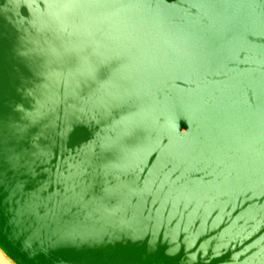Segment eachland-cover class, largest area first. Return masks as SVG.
Wrapping results in <instances>:
<instances>
[{"label": "water", "instance_id": "1", "mask_svg": "<svg viewBox=\"0 0 264 264\" xmlns=\"http://www.w3.org/2000/svg\"><path fill=\"white\" fill-rule=\"evenodd\" d=\"M0 246L264 264V0H0Z\"/></svg>", "mask_w": 264, "mask_h": 264}, {"label": "clouds", "instance_id": "2", "mask_svg": "<svg viewBox=\"0 0 264 264\" xmlns=\"http://www.w3.org/2000/svg\"><path fill=\"white\" fill-rule=\"evenodd\" d=\"M0 264H12V261L6 257L3 251H0Z\"/></svg>", "mask_w": 264, "mask_h": 264}, {"label": "rangeland", "instance_id": "3", "mask_svg": "<svg viewBox=\"0 0 264 264\" xmlns=\"http://www.w3.org/2000/svg\"><path fill=\"white\" fill-rule=\"evenodd\" d=\"M0 251H3L8 259L12 261V264H18L12 257H10L0 246Z\"/></svg>", "mask_w": 264, "mask_h": 264}]
</instances>
